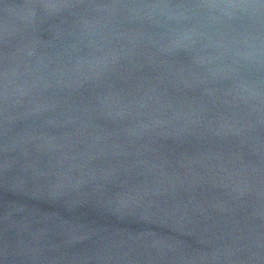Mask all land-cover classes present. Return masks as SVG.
I'll return each instance as SVG.
<instances>
[{"label":"water","instance_id":"obj_1","mask_svg":"<svg viewBox=\"0 0 264 264\" xmlns=\"http://www.w3.org/2000/svg\"><path fill=\"white\" fill-rule=\"evenodd\" d=\"M0 264H264V0H0Z\"/></svg>","mask_w":264,"mask_h":264}]
</instances>
